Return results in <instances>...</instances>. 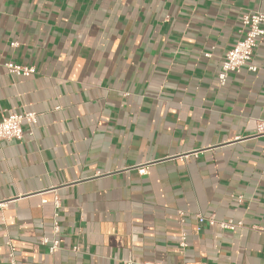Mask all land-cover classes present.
<instances>
[{
  "label": "crops",
  "instance_id": "crops-1",
  "mask_svg": "<svg viewBox=\"0 0 264 264\" xmlns=\"http://www.w3.org/2000/svg\"><path fill=\"white\" fill-rule=\"evenodd\" d=\"M254 11L264 0H0V119L37 114L0 139V264L8 241L18 264H264V35L255 72L217 77ZM198 213L243 225L197 229Z\"/></svg>",
  "mask_w": 264,
  "mask_h": 264
},
{
  "label": "built area",
  "instance_id": "built-area-1",
  "mask_svg": "<svg viewBox=\"0 0 264 264\" xmlns=\"http://www.w3.org/2000/svg\"><path fill=\"white\" fill-rule=\"evenodd\" d=\"M239 39L230 47L225 53L222 61L221 67L217 74L218 80L221 84H224L228 73L234 72L238 73L242 69H248L249 71L255 72L257 66L252 63V58L254 51L257 47V41L264 35V11H254L249 13H244L240 18L239 24ZM16 45V43H12ZM205 57L211 55L210 52L204 54ZM7 71L16 76H29L33 74L36 70L34 66H21L12 62L5 63ZM37 121V114L34 111H25L23 113L8 112L6 115L2 116L0 119V139L2 140H21L24 136L23 125H27L29 128ZM256 129L260 133H264V121L259 120L256 125ZM139 174L145 173V166H140L137 169ZM55 208L60 207V199L54 196ZM238 200L241 201L242 197L239 196ZM45 202V200H44ZM177 213L180 216V221H184V213L182 210H178ZM197 221V229L203 223H207L210 227H218L222 230L232 231L236 228L241 227L242 221L231 219L219 220L214 215L206 216L204 214H195ZM252 228L263 231L264 227L258 225H253ZM59 232V222L58 220L53 221L52 225V238L49 236H43L40 238V243L44 246L48 245L49 251H55L59 246V238L57 236ZM9 247L8 251V263L18 264L14 252L15 248L10 241L7 242ZM179 245L181 247L187 246L186 233L181 231ZM77 248H75L76 250Z\"/></svg>",
  "mask_w": 264,
  "mask_h": 264
}]
</instances>
